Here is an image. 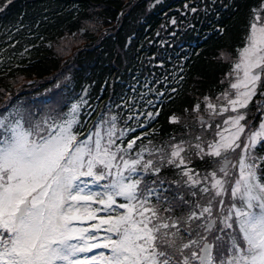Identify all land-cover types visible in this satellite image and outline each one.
<instances>
[{
    "label": "snow or ice",
    "instance_id": "obj_1",
    "mask_svg": "<svg viewBox=\"0 0 264 264\" xmlns=\"http://www.w3.org/2000/svg\"><path fill=\"white\" fill-rule=\"evenodd\" d=\"M215 3L183 7L209 13ZM252 13L237 55L219 53L231 60L222 81L229 87L214 97L198 95L184 109L200 129L194 133L185 124L188 139L170 136L135 147L157 132L143 131L161 112L149 108L179 91L188 56L172 66L178 87L169 90L164 76L156 81L164 88L146 84L140 99L135 91L120 104L110 98L88 127L95 111L90 85L76 91L70 70L55 74L61 79L39 99L12 103L6 96L0 113V264H264V107L248 119L250 102L264 98V3ZM125 14L122 9L117 19ZM170 23L177 25V18ZM215 30L225 32L219 24ZM60 39L63 51L70 41ZM152 59L158 61L153 67L165 64L155 53ZM149 94L155 98L141 110ZM182 119L168 116L174 124ZM197 158L204 171L195 166ZM166 167L175 169V179L163 175Z\"/></svg>",
    "mask_w": 264,
    "mask_h": 264
},
{
    "label": "trees",
    "instance_id": "obj_2",
    "mask_svg": "<svg viewBox=\"0 0 264 264\" xmlns=\"http://www.w3.org/2000/svg\"><path fill=\"white\" fill-rule=\"evenodd\" d=\"M154 1L0 0V113L6 111V96L13 97L12 103L39 99L46 94L45 89L52 88L56 79H61L60 76L53 79L55 74L68 75L70 70L78 85L76 91H80L79 85H90L88 99L95 111L85 125L88 127L101 111L103 99L111 98L114 105L120 104L121 99L131 97L133 91L140 99L138 91L147 90L146 77H152L151 84L156 91L164 88V83L156 85L164 76L168 77L169 90L178 87L171 76L172 66L180 57L188 56L189 60L183 65L187 71L182 73L186 79L179 91L171 97L165 95L162 105L158 103L149 108L151 111L161 109V112L143 131L157 129V132L143 138L135 147L149 140L159 144L170 136L188 139L185 124L199 133V125L184 109L194 103L198 95L214 97L229 87L222 81L231 67V60L221 58L219 53L227 52L232 58L237 55L236 49L243 44L252 9H259L264 0H216L214 11L201 10L195 14L183 5L188 2L191 7L202 9L203 0H162L152 5ZM224 4L230 6L224 8ZM122 9L126 14L118 20ZM216 12L220 13L219 17ZM173 17L178 21L175 26L170 23ZM89 21L96 22L95 28L88 26L86 22ZM217 24L225 29L224 33L215 30ZM81 27L87 30L80 33ZM72 33L77 34L75 38ZM131 35L133 39L127 43ZM61 37L70 41L63 51L58 50ZM25 48L26 55L20 57ZM154 53L165 61L163 67H153L158 63L152 59ZM260 91L264 92V88ZM148 100L149 95L143 98L141 105ZM261 100L264 98L257 95L250 102L248 119H252L251 113L258 107H264V103H256ZM88 110L85 108V112ZM172 113L182 116V121L170 123L168 116ZM258 122L259 116L256 117ZM216 123L222 124V121ZM127 126L134 127L135 122ZM135 135H139V131ZM205 138L211 139L212 133L208 132ZM195 166L201 171L205 169L198 158ZM163 175L175 179V169L166 167Z\"/></svg>",
    "mask_w": 264,
    "mask_h": 264
},
{
    "label": "rangeland",
    "instance_id": "obj_3",
    "mask_svg": "<svg viewBox=\"0 0 264 264\" xmlns=\"http://www.w3.org/2000/svg\"><path fill=\"white\" fill-rule=\"evenodd\" d=\"M26 49H27V48L23 49V50L20 52V57H23V56L26 55V53H25V50H26ZM139 107H140V106H139ZM134 108H135V107H134ZM140 109L143 110L142 107H140Z\"/></svg>",
    "mask_w": 264,
    "mask_h": 264
}]
</instances>
